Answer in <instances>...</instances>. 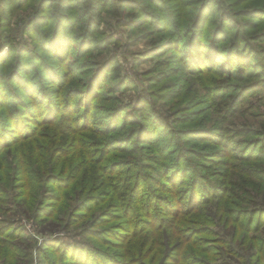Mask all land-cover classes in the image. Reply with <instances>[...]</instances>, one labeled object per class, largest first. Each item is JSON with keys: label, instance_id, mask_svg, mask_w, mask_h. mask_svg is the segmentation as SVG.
<instances>
[{"label": "trees", "instance_id": "obj_1", "mask_svg": "<svg viewBox=\"0 0 264 264\" xmlns=\"http://www.w3.org/2000/svg\"><path fill=\"white\" fill-rule=\"evenodd\" d=\"M72 1H80V3L74 4ZM49 3L57 5L58 8L57 13L51 14L54 19L50 27L46 24V17L50 16L46 14ZM95 4L96 2L94 3L93 0H39L37 11L26 26L28 30L24 34L31 32L32 41L37 48L55 47L56 43L61 49L64 46L65 52L68 41L76 36V24L79 20L68 16L61 9L80 11L81 17H88L81 43L78 42L81 45L79 50H83L88 44H96L95 33L92 32L91 27L96 20L95 14H93ZM199 15L200 12L197 16ZM0 18L1 21H5L7 18L5 6L0 7ZM225 21H228V18ZM197 34L198 32L190 31L188 36L180 37V40L183 39L181 44L186 43L184 47L186 50L184 48L182 50L188 57L186 61L190 69L202 62L211 63L212 70L215 65V58H212L220 52L216 48V41L221 38L220 34L219 38L211 41L212 46L204 44V50L200 48L197 39H195ZM173 40L178 44L176 38ZM206 50L211 51L213 56L207 54L208 58L198 61L202 60L200 52ZM233 52L232 48L226 54L224 62L226 66L221 78L225 79V83H221L216 75V79L212 80V86L207 88V92L211 94L213 111L215 114L221 115L219 121L223 122H218V127L199 131L202 133L200 136L183 135L180 137L179 135L178 137L177 135L176 137L173 125L162 123L160 116H156L149 110L151 96L143 99L146 102L145 107L142 108L145 113L141 116L144 117V122L140 118L129 120L127 117L129 114H125L124 120L113 118L116 113L118 116L123 114V110H118V108H115L111 114L101 115L98 118L94 111L97 110L95 107L100 96L95 95L93 97L95 100H88L89 95L86 89L90 88V82L94 88L100 72L106 73L102 77V79L104 78L102 83L109 81L107 74L110 73V70L115 71L118 77L121 75L119 64L113 59L109 62V70L105 71V68L101 67L95 69L89 75L86 89L83 87L78 90L79 92L61 87L65 82L60 80L59 69H52L54 62L45 63L44 57L39 58L31 52L28 59L22 61V64L18 60L14 63L12 74L2 73L5 83L8 84L12 83L9 77H13L17 73H21L20 77H25L18 80V86L24 90L23 98L14 93V98L8 99L12 93L8 91L4 97V103L7 104V101H10L11 110H8L6 120L0 119V158L7 159L0 160V182L4 183V186L8 183L15 195L19 194L16 193L19 189H21V193L27 192V195L21 198L23 203L19 205L26 209V212L32 213L33 211L34 218L43 213H48L51 218L57 214L55 207L59 205L60 199V201L69 202L63 205L67 211L70 209L67 219L71 222L78 218L82 221L85 220L84 213L101 205L113 212L118 211L113 214L121 218L115 220H124L122 224L116 223V228L111 227L113 239H128L123 243V254H117L115 250H113L114 252L104 251L98 245L103 241L99 237L100 232L97 228L99 226L97 224H101L103 221L100 218L101 213H99L95 228L87 229L89 239L94 237L95 243L90 240L82 242L83 240L78 239V241L67 242L62 238L44 243L45 246L52 248L53 252L59 253L53 261L57 260L59 263L68 261V264H77L80 259V264H83V260L87 264H167L175 252L178 256L179 251L183 253L190 249L188 244L192 242L193 237H187L186 231L187 234H199L204 231L210 232L216 237H222V235H227V230L232 227L229 237L230 239L236 237L235 240L238 242L241 239V242L247 243L246 240L250 233L257 234L252 239V241H256L257 247L252 249L259 253L257 257L259 264H264V256H260L261 253L264 255V166L251 169V175L255 177L253 179L260 186L258 188L255 182H251L246 191L243 185L239 183L238 186V182L234 176L232 177L233 168L235 166L238 168L237 164H232L231 160H227L236 157L235 161H238L239 157V160L263 162L262 164H264V117L263 121L258 123L260 127L254 130L252 139H248V134H246L250 130H238L236 126H231L235 125L233 119L237 120L245 115L246 108L243 106L246 103L258 105L262 102L263 96L260 94H264V92L258 91L264 88V80L255 75L259 74L262 77L264 68L257 66L258 64L251 68L256 61L253 54L245 52L244 59L240 61L238 57L240 59L241 53L234 54ZM21 54H25L24 49L21 50ZM60 54L54 52V59L59 58L58 60L61 61ZM80 57L82 54L77 53L73 56V60H78ZM10 58L11 56L8 59ZM36 59L44 62L43 69L36 66ZM233 63L237 64V66L234 65L237 71L228 69ZM203 66L204 64L200 66L201 70L198 68L199 71L205 70ZM261 68L263 71L260 70ZM235 75L238 76V82L234 79ZM34 77L36 81L33 80ZM47 79H50L48 82H56L55 86H44ZM0 85L4 86L3 83ZM229 90H236L237 96L232 97ZM100 92V90L94 91L98 94ZM257 92L258 94H256ZM26 93L32 94L37 100L32 99L26 103L24 99ZM76 94H78V98L83 96L81 99L83 102L77 100ZM228 97L229 99H226ZM228 101H231L233 112L231 115H227V110L230 107ZM35 103L37 105L33 106ZM32 108L38 109L40 112L34 113ZM24 113H28V116L26 117ZM263 114L261 113L260 116ZM132 123L135 124L139 132L135 131L131 135V132L128 131L123 140L119 139L120 141L109 144L111 132H113L112 135H115L119 129H124L125 125L128 126ZM33 124L35 126L32 128ZM44 127L43 133L39 135L41 128ZM198 130H204V128ZM202 136H206V138L202 139ZM41 137H44L45 142L40 140ZM192 138L213 144L216 146V150L202 153L200 149L199 152L190 153L185 144ZM120 143L125 146V143L128 146L132 145L134 156L127 162L132 164L131 166L126 165V160L123 158H119L118 162L124 164H118L114 159L118 158L115 153H122L121 151L125 148L124 146H122L123 148H112L111 145L116 147ZM172 146L177 148L176 155L172 158L168 156V160H158L160 156L156 153L167 152V149ZM107 148L112 152H108ZM11 149L15 151V157L13 155L10 158L6 157L8 156L6 153ZM127 153L126 151L125 154ZM69 156L70 158H68ZM209 156L213 159L209 160ZM199 158H205L208 165V161L224 164L223 174L219 176L216 170L208 175L205 174L203 160H199ZM4 161L10 162L8 169L13 170L12 176L15 177L12 182H3L1 178ZM60 173H63V176H59ZM18 176L23 177V182H21L23 184L20 187L16 182L14 183V180L19 179ZM47 183L56 186V190H61L62 195L48 192L46 197L48 202H44L41 190ZM236 189L242 190L244 194L249 193L250 200L247 202L251 207L243 208L239 204L247 198H242L238 192L234 191ZM250 190L255 191L263 202L254 201ZM234 197H238L239 201L231 202ZM183 216H195L197 220H187ZM125 221L129 226L125 225ZM242 221L245 222L244 229L238 228ZM188 226L189 230H185ZM243 230L245 232L239 235ZM145 233L148 236L145 238L147 241L140 245ZM159 239H161L160 242ZM102 243L104 244V241ZM146 247L149 248L146 250ZM130 251L135 252L132 261L129 258ZM42 253L47 255L44 249ZM160 255L164 257V260H160ZM187 256V254L181 256L182 262Z\"/></svg>", "mask_w": 264, "mask_h": 264}, {"label": "rangeland", "instance_id": "obj_2", "mask_svg": "<svg viewBox=\"0 0 264 264\" xmlns=\"http://www.w3.org/2000/svg\"><path fill=\"white\" fill-rule=\"evenodd\" d=\"M93 2H96L95 11L93 12L96 20H94L95 23L91 27L92 32L95 33L96 44H88L83 50H79L81 45L78 42L81 43L88 17H81L80 11L74 12L66 11L65 8L61 9L68 16L79 20L76 24V36L68 41L65 53L64 46L61 49L56 43L55 47L37 48L32 41L31 32L24 34L28 30L26 26L31 22L35 11H37L39 0H0V7L5 6L7 15L5 21H1L0 18V81L4 84V86L0 85V119L6 120L8 110H11L10 101H7V104L4 103V97L8 91L12 92L8 99L14 98V93L23 98L24 90L18 86V80L25 78L20 77L21 73H17V75L9 77L12 83L8 84L6 82V84L2 73L12 74L14 63L18 60L22 64V61L28 59L30 52L39 56V58L44 57L45 63L53 61L52 69H59L58 75L62 78L60 80L65 82L61 87L76 92H79L78 90L83 87L86 89L89 75L95 69L101 67L107 71L110 69L109 62L111 59L116 60L121 70L119 77L116 76L115 71L110 70V73L107 74L109 81L102 83L104 81L102 77L106 73L100 72L94 88L90 82V88L86 89L89 95L88 100H92L95 95L100 96V100L95 107L97 110L94 113L100 118L101 115L111 114L115 108H118V110H123V114L118 116V113H116L113 118L124 120L125 114H129L132 116H127L129 120L140 118L144 122L145 119L141 116L145 113L142 108L145 107L146 102L143 99L151 96V102L148 101L151 103L149 110L154 112L156 116H160L162 123L172 124L176 137L177 135L178 137L179 135L180 137L183 135L200 136L202 133L199 131L218 127V122H223L219 121L221 115H217L213 111L211 94L207 92V88L212 86V80L216 79V75H218L221 83H225V79H221L224 75L223 69L226 66L224 62L226 54L232 48L234 54L236 52L241 53L238 60L242 61L244 59L245 52L251 53L256 58L251 68L255 64L264 68V0H93ZM72 3L76 4L80 1H72ZM46 10V14L50 15L46 17V24L50 27L54 19L51 14L57 13L58 8L57 5H50L49 3ZM198 12H200L199 16H197ZM226 18H228V21H225ZM190 31L198 32L196 38H194L197 39L202 50H204V44L212 46L211 41L219 38L220 34L221 38L216 41V48L221 53H216L213 56V53L208 52L207 49L200 52L202 60H198L203 61L204 58H208L207 54L213 56L212 59L215 58V65L212 70V64H206L205 62H202L205 72L199 71L200 66L203 65L202 63L196 64L194 68H189L186 61L188 57L182 51L186 43L181 44L183 39L180 40V37L188 36ZM174 38L177 39L178 44L173 40ZM92 46L95 48L91 49ZM23 49L25 50L24 55L21 54ZM54 52L61 53V61L58 60L59 58L54 59ZM77 53L82 54V57L73 60V56ZM10 56L11 58L8 59ZM44 62L37 60L35 64L43 69ZM234 65L237 66L236 63H233L228 69L237 71ZM262 74V77L259 74L255 76L264 80V71ZM237 75L234 76V79L238 82ZM35 77L33 80H35ZM49 80H46L44 86H55L56 82H48ZM1 82L0 84H2ZM96 90L101 92L99 94L94 93ZM229 92L232 93V97L238 94L236 90H229ZM258 92H264V88H261ZM214 94L216 95V93ZM260 95L263 96L262 102L258 105L246 103L243 106V108H246L245 115L237 120L233 119L235 125H231L236 126L238 130H250L246 132L248 139L254 138V130L260 127L258 123L263 121L264 114L263 116H260V114L264 113V94ZM76 98L83 102L81 101L83 96L78 98V94H76ZM24 99L26 103L32 101V99L37 100L32 94L28 93H26ZM226 99H229V97ZM228 104H230V107L227 110V115H231L233 113L231 101H228ZM249 104L251 106H248ZM36 105L35 103L33 106ZM19 110L21 111V109ZM32 111L34 113L40 112L35 108H32ZM24 115L27 117L28 113H24ZM28 121L30 120L28 119ZM34 126L35 124L32 125V128ZM123 128L118 131L114 129L117 131L115 135H112L113 132H111L109 144L118 142L119 139L123 140L128 131L131 132V135L135 131L139 132L133 123L128 124V126L125 125ZM200 128H204V130H198ZM43 129L45 127L41 128L39 135L43 133ZM201 138L204 139L206 136ZM40 140L45 142L44 137H41ZM125 144L126 146L120 143L116 147L111 145L112 148H123L122 146L125 148V151H121L122 153H115L118 158L114 159L118 162L119 158H123L126 160V165L131 166L132 164L127 162L134 156L132 145ZM185 145L190 153L199 152L200 149L202 153L216 150L215 145L198 138L188 140ZM176 149L175 146H172L167 149V152L156 153L160 156L158 160H168V156L169 158L174 157L177 152ZM126 151L127 154H125ZM108 152L112 151L108 149ZM6 154L8 155L6 157L10 158L12 155L15 157V151L12 149ZM208 159L212 160L213 157L209 156ZM235 159L236 157L227 160H231L232 164L238 166V168L236 166L233 168L234 173L232 174V177L234 176L236 182H238V186L241 183L247 191L251 182H255L259 188L260 184L253 179L255 177L251 175V169L264 166L263 162L239 160V157L238 161H235ZM0 160L7 159L0 158ZM199 160H203L205 174L208 175V173L215 172V170L219 173V176L223 174L224 164L208 161V165L205 158H199ZM118 164L124 163L118 162ZM8 166H10V162L4 161V170L1 171L3 182H12L15 178L12 176L13 170L8 169L10 168ZM59 176H63V173H60ZM18 178L20 181L16 179L14 183L16 182L20 187L23 184L21 183L23 177L18 176ZM153 188L155 190V185ZM234 191L238 192L242 198H247L239 203L243 208L251 207L247 202L250 200L249 193L244 194L240 189ZM21 192V189H19L16 192L19 194L15 195L8 183L4 186V183L0 182V264H68V261L62 263L57 260L53 261L59 253L53 252L52 248L45 246L44 243H50L56 238H62L67 242H71V240L88 242L90 240L95 243L94 237L89 239L87 229L93 230L95 228L99 213H101L100 218L103 221L101 224H97L99 225L97 228H99V237L104 241V244L101 241L98 245L104 251L114 252L113 250H115V253L123 254L124 249L122 246L128 239H113L111 236V227L116 228V223L122 224L124 221L115 220L121 218L113 214L118 211L113 212L111 209H107L106 206L101 205L93 208L90 212L84 213L85 220L82 221L78 218L71 222L67 219L70 209L67 211L63 205L69 202L60 201L59 199L60 203L55 207L56 215L50 218L48 213H43L34 218L33 211L32 213L26 212V209L19 205L23 203L21 198L27 195V192L25 194ZM48 192L62 195L61 190H56V186L48 183L44 184V188L41 190V195H44V202H48L46 200ZM250 192L254 201L263 202L255 191L250 190ZM237 200L239 201L238 197H234L231 202ZM183 218L197 220L195 216H183ZM125 225L129 226L127 221H125ZM244 225L245 222L242 221L238 228L244 229ZM189 228L188 226L185 230H189ZM101 229L104 231L102 232ZM245 230L240 232L239 235L243 234ZM231 232L232 227L227 230V235L216 237L210 232L201 231L199 234H187L186 231L185 235L187 237H193L192 242L188 244L190 249L183 253L179 251L178 256L175 252V255L170 257L167 264H180L182 262L181 256L184 254L188 256L181 264H249L248 262L259 264L257 261L259 253L252 249L257 247L256 241H252L257 234L255 232L248 233L247 243L241 242V239H239V243L235 240L236 237L230 239L229 234ZM146 234L142 236L143 239L140 241V245L146 243L147 239L145 238H148ZM148 248L146 247V250ZM43 249L47 252L46 256L42 253ZM133 253L135 252L130 251L129 253L130 261H132ZM260 256L263 257L264 255L261 253ZM159 258L161 261L164 260L162 255ZM79 261L81 260L79 259L77 264H80ZM82 262L87 264L84 260Z\"/></svg>", "mask_w": 264, "mask_h": 264}]
</instances>
